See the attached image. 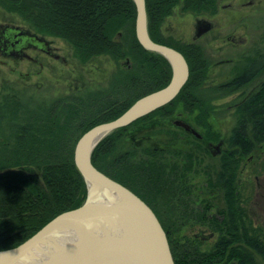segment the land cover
I'll use <instances>...</instances> for the list:
<instances>
[{"label":"trees","instance_id":"1","mask_svg":"<svg viewBox=\"0 0 264 264\" xmlns=\"http://www.w3.org/2000/svg\"><path fill=\"white\" fill-rule=\"evenodd\" d=\"M145 4L150 39L183 54L188 64V79L173 101L107 135L93 150L91 161L97 169L150 205L148 199L170 196L172 184L166 174H170L168 170H179L182 166L178 162L163 160V156L171 155L167 150L183 149V138L189 143L187 147L202 148L190 133L178 127L171 128L169 123L162 125V119L169 120L181 113L197 132L216 139L219 132L209 121L213 116L210 98H215L221 90L233 91L246 86L264 70V51L256 54L225 85L207 86L210 60L202 49L192 44L180 48L165 41L159 27L173 6L181 4L184 9L198 11L208 4V0H145ZM0 8L19 17L32 34L68 41L74 48V56L82 62L96 55L111 56L117 63L128 57L124 64L126 69L122 70L123 74L111 89L87 96L86 102L72 100L64 104V99L56 97L46 107L42 104L25 107L11 96H4L0 104L2 250L17 246L60 212L74 209L83 202L85 182L72 159L77 139L89 127L118 117L139 97L164 87L170 79L171 68L165 58L144 50L137 41L134 30L136 11L132 0H0ZM117 34H122V40L120 37L116 39ZM236 110L238 118L236 127L231 129V146L246 155L264 142V82ZM239 160L236 167L225 161L220 176L216 173L221 190L232 207L235 198L239 197L236 194L238 184L235 183ZM186 164L189 166L184 168L190 170L191 164L200 163L198 157L190 154ZM194 195L198 196V193H188L187 196ZM238 208L239 227L243 214L242 208ZM159 221L169 240L175 264L217 263V244L206 252L199 248V239L184 238V243L172 241L165 222ZM192 222L201 224L204 220ZM242 225L245 228L244 223ZM253 231L254 253L258 252L264 259V248L259 237L255 236L257 231ZM233 236L236 237L233 248L224 247L231 243L225 239L220 245L229 255L237 254L239 264H246L247 256L241 247L249 241L245 235Z\"/></svg>","mask_w":264,"mask_h":264},{"label":"rangeland","instance_id":"2","mask_svg":"<svg viewBox=\"0 0 264 264\" xmlns=\"http://www.w3.org/2000/svg\"><path fill=\"white\" fill-rule=\"evenodd\" d=\"M200 18L215 21V28L202 39L194 42L192 40L194 23ZM0 23H12L25 29L29 28L19 17L1 8ZM159 28L165 41L178 45L180 48L182 45L192 44L202 49L210 60L206 78L207 86L209 84L225 85L253 57H256V54L264 51V0H208V4L203 5L198 11H189L181 4H177L172 7L171 13L165 16ZM118 37L122 40V34H119L116 39H119ZM46 38L52 41L53 46L58 48L61 55L65 56L67 63L55 61L34 50L28 53L30 56L37 57L39 61H43V67L26 59L14 61L0 55V104L6 95L11 96L25 107L36 104L46 107L56 97L64 99V104L72 100L86 102L87 96L98 93L99 90L102 93L111 89L113 83L121 77L120 74H123L122 70L126 69L124 62H127L128 57L119 59L117 63L111 56L96 55L82 62L74 56L71 43L55 37ZM218 61H222L221 64H218ZM129 63H131L130 60ZM262 80H264V71L256 75L246 86L233 91L221 90L215 98L214 96L210 98L213 116L209 121L222 137H229L231 129L236 127L238 118L236 108L239 101L258 90ZM174 124L175 122L169 127L179 126ZM169 155L163 156V160L165 158L168 160ZM239 164L237 183L241 185L240 193L244 197L253 198L252 202L250 201V211L248 210L251 212V217H248L246 224L252 236L253 230L257 231L255 236L259 237L264 248V202H261L264 196V182L262 181L264 180V142L255 149L250 162L244 160ZM216 169L214 158H206L202 161V168L196 171L193 178L197 189L210 191L209 195L207 192L202 195L212 205L217 202L215 198H219L213 184ZM255 176H258L259 185H257ZM179 195L175 194L173 197L159 195L156 197L160 199V202H152L148 199L150 203L148 205L157 218L162 219L172 231L170 239L184 243L183 239L191 238L193 233L199 231V227L189 226V221L182 217L184 213L181 208L184 197ZM178 219L179 223H177ZM208 231L210 232V229ZM214 241L212 238L208 242H201L199 248L209 252ZM254 258L257 263L264 264V260L259 255L254 254Z\"/></svg>","mask_w":264,"mask_h":264},{"label":"water","instance_id":"3","mask_svg":"<svg viewBox=\"0 0 264 264\" xmlns=\"http://www.w3.org/2000/svg\"><path fill=\"white\" fill-rule=\"evenodd\" d=\"M132 1L136 11L134 18L136 39L144 50L158 54L168 61L171 68L168 83L137 99L115 119L89 127L77 139L72 159L86 185L85 199L78 207L60 212L44 223L22 243L0 250V264H15L54 232H74V230L84 231L79 241L56 254L46 264H175L165 230L162 229L159 219L149 208L150 206L133 191L97 169L91 161L93 150L107 135L173 101L188 79L189 69L183 54L150 39L145 0ZM201 23L195 32V38L212 26L208 20H202ZM174 122L187 132L200 137V134L189 124L180 120ZM97 135H100L99 140L92 146L88 144L90 139ZM219 147L220 143L211 145L214 149L212 154L217 153ZM89 185L118 192L126 200L124 207L89 206L91 203ZM108 245L111 247L109 248ZM104 251L112 255L107 258L96 256Z\"/></svg>","mask_w":264,"mask_h":264},{"label":"flooded vegetation","instance_id":"4","mask_svg":"<svg viewBox=\"0 0 264 264\" xmlns=\"http://www.w3.org/2000/svg\"><path fill=\"white\" fill-rule=\"evenodd\" d=\"M202 20H206V19L205 18L196 19L194 23V32L192 36V40L194 42L198 41L199 39H202L204 35L211 32L215 28V25H214L215 21L212 20L213 22L210 21L212 23L211 28L208 31L201 34L200 36H198L197 38H195L194 37L195 32L197 30V27L201 26ZM36 36L37 35L32 34V32L29 31L28 29H25L18 25H13L12 23H0V55L1 57H5V58L7 57L14 61L26 59L30 62H33V64L36 63L38 64V66L43 67L42 66L43 61H39L37 57L30 56V54L28 53L29 51L34 50V51H37L38 53H41L42 55L52 58L55 61H60L63 64L67 63V59L65 58V56L60 54V51L58 50L57 47L53 46L52 41H50L46 37L37 36L38 38L41 39L40 40L36 38ZM44 40L46 43L44 42ZM22 54H27V56L29 57L22 56ZM218 62H219L218 64H221L222 61H218ZM124 64H126V61L124 62ZM259 73L260 72H258L257 75ZM263 81L264 80L261 81V84H263ZM250 82L246 83V85L249 84ZM244 100L245 98L239 101L238 105ZM175 120L176 121L180 120L190 125V122H189L190 120L188 118L183 117L181 113H176V115L171 117L169 120L162 119L161 123H169V125H171L172 123H174ZM176 127L184 130V128L181 126H176ZM191 127L193 128V126ZM184 132H186V130H184ZM232 132L233 130L230 131L229 137L227 138L222 137L221 133L219 132L216 135V139L213 137L206 138L200 132H198L200 134V137H197L196 135H193L192 133L187 132V133H190L192 137H195L194 142L201 144L202 148L196 149V148L187 147L186 145L189 143L188 141H185V139L183 138L181 140V143L185 146L183 149L175 150L172 148V149L167 150V152H170L171 155H169L170 157L168 158V160L167 158H165L164 160L170 161V162L173 161L175 163L178 162L177 164H179V166L180 164L182 165L179 170H173V171L168 170V173L170 174H166V177L170 179V183L172 184L169 197H173L175 194H180L179 196L184 197V200L182 201L183 207L181 208L182 212L184 213V214L182 213L183 214L182 217L184 218V220L189 221L188 222L189 226L197 225L199 227V231L197 233H193L192 234L193 236L190 239H199L201 242L205 243V242L210 241L212 238H214L215 241L213 245L215 246L217 244L218 246H216L217 247L216 250L219 251V259L217 263L215 264H239V260L236 257L237 254L229 255L227 251L224 252V250L222 249L220 245L222 240L225 239V240L231 241V243L224 247L226 248L228 247L229 250L233 248V245H235L234 243H236L235 242L236 237L233 236L234 234L245 235L246 241L247 242L249 241L246 245L244 246L242 245L241 248L243 249L244 247L243 250H244V253H246L245 256H247V259H246L247 261L245 263L252 264L255 261L254 254L259 255L261 257V255L258 252L254 253L253 245H252V235H251L250 229L248 228V225L246 224L248 217H251V214H250L251 212H249L250 211L249 207H250V201L252 202L253 198L246 197V196L244 197V195L240 193L241 185L237 183L239 180V170H238L235 183L238 184V190L236 194L237 195L239 194V197H237L238 199L235 198L236 203L232 207V205L229 204V202L226 200L225 195L223 194L224 192L221 190V185L219 183L220 180H218V178L216 177V173H218V176H220V172L222 171V167L225 161L229 162L232 165V167H236V165H238L237 164L238 158L240 159L239 160L240 163L243 162L244 160H248L250 162L252 158V154L255 151V150H252L251 153L244 155L241 153L240 149L233 148L231 146V141H230L232 137ZM139 140H142V138H140ZM219 143H220L219 150L217 151V153L213 155L212 150L214 149L211 148V145L219 144ZM179 151H182V153L180 154ZM190 154L192 156L198 157V162L200 163V164H191L190 165L191 168H189L191 171L184 168L187 165L186 162L189 159ZM206 158H214L216 167H217L216 173L214 174L215 176H214L213 184L215 185V189L218 192L219 198L218 197L215 198L217 202L213 205L208 199L204 197V195H202L203 193H206V192L209 195L210 191L209 190L205 191V189H200V188L197 189V185H194L195 180L193 179L194 175L196 174V171L199 170V168H202V161L205 160ZM239 167H240V164H239ZM169 168L170 167H168V169ZM184 176L186 178H184ZM254 178L257 182V185H259L258 176H255ZM262 181L264 182V180ZM188 193H192V194L198 193V196L194 195L192 197L190 196L188 197L187 196ZM262 199L263 200L261 202H264V196H262ZM152 202H160V199L157 197H153ZM237 203L240 205H238ZM238 206L242 208L241 214H243V217H242L241 222L242 224L244 223L245 228L243 227L242 224H240L241 226H239L240 229L237 226L238 223H237V217H236L237 216L236 210L239 209ZM196 219H203L204 222L201 224L200 223L196 224L195 222H192L193 220H196ZM228 224H230V227H228ZM205 225L206 227H202ZM166 227H167L168 232L172 233V231L170 230V228H168L167 225ZM209 229H210V232L208 231ZM254 263L259 264L256 261Z\"/></svg>","mask_w":264,"mask_h":264},{"label":"bare ground","instance_id":"5","mask_svg":"<svg viewBox=\"0 0 264 264\" xmlns=\"http://www.w3.org/2000/svg\"><path fill=\"white\" fill-rule=\"evenodd\" d=\"M100 135L94 136L88 144L91 146L95 144ZM91 193V203L89 206L96 207L98 205L124 207L126 200L116 191L97 188L95 185H89ZM83 230L73 231H57L45 237L34 248H32L25 256H22L15 264H46L53 259L56 254L74 246L82 237ZM110 248L111 246L108 245ZM112 255L109 252H99L97 257H109Z\"/></svg>","mask_w":264,"mask_h":264}]
</instances>
